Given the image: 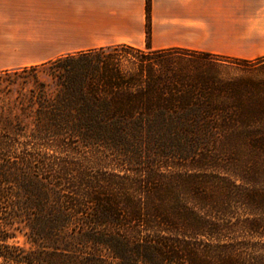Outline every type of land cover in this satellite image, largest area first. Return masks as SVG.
I'll use <instances>...</instances> for the list:
<instances>
[{
  "label": "trees",
  "instance_id": "trees-1",
  "mask_svg": "<svg viewBox=\"0 0 264 264\" xmlns=\"http://www.w3.org/2000/svg\"><path fill=\"white\" fill-rule=\"evenodd\" d=\"M162 52L119 43L40 64L56 88L37 97L34 152L12 155L21 142L0 132V228L24 222L35 247L0 230V264H264V88L184 90L148 62ZM75 146L122 173H86L105 156ZM45 149L63 156L40 162Z\"/></svg>",
  "mask_w": 264,
  "mask_h": 264
},
{
  "label": "crops",
  "instance_id": "crops-1",
  "mask_svg": "<svg viewBox=\"0 0 264 264\" xmlns=\"http://www.w3.org/2000/svg\"><path fill=\"white\" fill-rule=\"evenodd\" d=\"M0 0V71L125 43L241 59L264 55V0Z\"/></svg>",
  "mask_w": 264,
  "mask_h": 264
},
{
  "label": "rangeland",
  "instance_id": "rangeland-1",
  "mask_svg": "<svg viewBox=\"0 0 264 264\" xmlns=\"http://www.w3.org/2000/svg\"><path fill=\"white\" fill-rule=\"evenodd\" d=\"M122 55L123 63L129 65L134 61L131 55L124 53ZM150 57L148 62L156 63V70L167 74L168 77L166 76L165 82L177 84L179 88L184 89L187 86L201 88L204 84L218 83L224 80L240 81L254 88H264V57L249 63L227 59L219 60L193 51H166L152 54ZM56 72V65L50 63L0 71V132L15 136L17 141L21 142V144H17L16 151L12 155L16 156L18 153L22 155V151L26 153L34 152L32 147H30V141L34 143L35 140L29 134L34 127L33 120L37 97L42 92L51 95L55 91L54 74ZM201 96L199 94L194 95L195 98H200ZM211 98L221 99L219 96H211ZM26 141L29 143L27 147H25ZM54 149H45L47 152L39 151L41 155L38 156V160L40 162L43 161L41 156L45 158L63 156L55 152ZM72 151L74 153L73 156L81 157L85 160L105 156L106 163L102 164L100 162L97 168L90 167L91 164L84 162V165L88 168L86 173L95 174L99 171L105 174L112 172L122 173V167L116 162L117 156L104 152V150L95 152L89 148L75 146ZM89 169L93 170L90 171ZM43 176L48 177L49 173L45 172ZM54 178L57 183L61 181L53 176ZM75 228L77 229V227ZM0 230L1 234L6 236L5 241L8 244H14L26 249L35 247L31 242L29 227L24 222L4 223Z\"/></svg>",
  "mask_w": 264,
  "mask_h": 264
}]
</instances>
